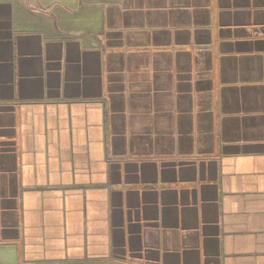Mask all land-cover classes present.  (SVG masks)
I'll return each instance as SVG.
<instances>
[{
    "label": "crops",
    "instance_id": "obj_1",
    "mask_svg": "<svg viewBox=\"0 0 264 264\" xmlns=\"http://www.w3.org/2000/svg\"><path fill=\"white\" fill-rule=\"evenodd\" d=\"M0 264H264V0H0Z\"/></svg>",
    "mask_w": 264,
    "mask_h": 264
}]
</instances>
